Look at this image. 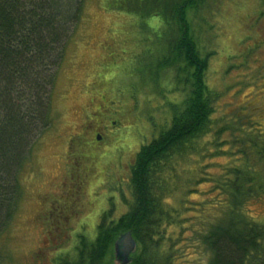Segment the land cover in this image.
Returning a JSON list of instances; mask_svg holds the SVG:
<instances>
[{
	"label": "rangeland",
	"instance_id": "374dc122",
	"mask_svg": "<svg viewBox=\"0 0 264 264\" xmlns=\"http://www.w3.org/2000/svg\"><path fill=\"white\" fill-rule=\"evenodd\" d=\"M121 1L86 0L57 75L53 124L35 144L20 176L23 195L10 228L0 240L1 264H52L66 254L76 257L73 250L80 246L81 236L91 242L85 237L87 227H83L97 226L101 212L112 205H117L114 216L125 213L131 203L132 161L140 147L166 127L172 117L169 108L174 106L170 103L181 99L175 91L167 93L175 86L174 70H157L162 75L158 88L146 68L148 64L157 66L162 57L168 31L163 20L110 9ZM206 6L203 17L208 25L204 22L199 31L205 33L203 41L207 40L208 48L218 56L208 80L214 88H227L215 118L218 123L241 120L234 133L264 143V0H208ZM241 63L243 67L230 71L224 67ZM97 82L110 84L104 103L101 99L92 101ZM101 103L105 111L97 113ZM98 118L110 122L101 130L103 145L93 144L85 153L78 134L86 124L97 126ZM233 136L229 131L217 138L210 134L201 142L206 144L203 151L179 161L164 175L169 189L175 188L165 199L167 208H174L172 225L167 227L173 238L163 243V247L173 246L174 264H209L200 232L226 219L230 207L224 202L231 200L232 189L215 190L208 178L232 180L229 169L245 162ZM215 142L220 146H214ZM97 154L102 157L101 167L95 162L91 167L89 162ZM248 164L264 184V160L251 156ZM241 169L247 170L244 166ZM201 171L205 177L199 179ZM240 185H245L242 179ZM245 210L244 214L264 224V190L247 201ZM55 221L81 226L63 230L54 227ZM47 233L51 237L57 233L61 246L55 248L51 237L48 244Z\"/></svg>",
	"mask_w": 264,
	"mask_h": 264
},
{
	"label": "trees",
	"instance_id": "16d2710c",
	"mask_svg": "<svg viewBox=\"0 0 264 264\" xmlns=\"http://www.w3.org/2000/svg\"><path fill=\"white\" fill-rule=\"evenodd\" d=\"M85 4L86 0H0V240L19 209L23 195L20 176L25 164L37 141L53 124L52 99L57 75ZM207 4L208 0H122L120 5H110L112 10L163 20L168 31L162 57L157 66L148 64L146 68L158 88L162 76L158 71L174 70L175 86L167 93L175 91L181 99L170 103L174 105L168 106L171 121L166 122L157 137L140 147L132 161L131 203L127 211L114 216L116 204L102 211L97 226L82 228L87 227L85 237L91 242L81 236L80 246L73 250L76 257L66 254L56 257L52 264H115V241L128 231L137 243L131 264H174L173 246L163 247V243L173 238L167 234V227L172 225L174 208H167L165 199L175 188L169 189L164 175L179 161L203 151L206 144L201 142L207 136L217 138L227 131L233 133V142L238 144L245 162L239 168L235 165L229 169L228 177L233 174L232 180L208 178L215 190L231 188L232 198L228 201L222 194L226 198L224 206L230 207L228 216L209 224L205 233L200 232V240L209 252V264H264V224L243 213H247V201L263 194L262 178L248 162L251 156L264 160V143L234 133L241 120L218 123L215 118L227 88H214L208 80L213 60L218 56L208 48V41H203L204 32L199 31L205 27L204 22L208 25L203 17ZM240 65L243 67V63L224 67L230 71ZM99 159L102 157L98 154L92 158L91 167L93 162L101 167ZM243 166L247 170L241 169ZM204 177L202 172L199 179ZM241 179L244 187L240 185ZM54 214L55 210L51 216ZM53 225L63 230L81 226L65 221H55ZM51 238L55 248L61 246L57 233H52ZM2 258L0 253V264Z\"/></svg>",
	"mask_w": 264,
	"mask_h": 264
},
{
	"label": "flooded vegetation",
	"instance_id": "af4514ba",
	"mask_svg": "<svg viewBox=\"0 0 264 264\" xmlns=\"http://www.w3.org/2000/svg\"><path fill=\"white\" fill-rule=\"evenodd\" d=\"M109 86H110L109 83H100V82H97L96 83L95 88H97V92H95L92 95V101H93V103L95 101H97V100H100V99L104 103V101L106 100V96L104 94L106 92L108 94L110 93L109 92ZM99 111L100 112H104L105 111L104 106H103L102 103L99 104L97 113ZM103 120L105 121V124H104V121ZM108 123H110V122L107 119L98 118V120L96 122L97 126L93 127L91 124H86L84 126V129H83L82 133L81 134H78V135L80 137L79 138L80 142H82L81 145L85 148V153L89 152V149H93V148H90V147H93L94 146L93 144L103 145L102 144L104 142L103 139H105V138H104L103 133H102L101 130H102V128H104V126H107L108 127V125H107ZM114 123H115L114 121L111 122V125H114ZM92 127H93V129H92ZM104 144H106V143H104ZM54 210H56V209H54Z\"/></svg>",
	"mask_w": 264,
	"mask_h": 264
},
{
	"label": "water",
	"instance_id": "95a60500",
	"mask_svg": "<svg viewBox=\"0 0 264 264\" xmlns=\"http://www.w3.org/2000/svg\"><path fill=\"white\" fill-rule=\"evenodd\" d=\"M137 251V243L133 238L132 232L128 231L121 234L114 244L115 264H131L132 255Z\"/></svg>",
	"mask_w": 264,
	"mask_h": 264
}]
</instances>
